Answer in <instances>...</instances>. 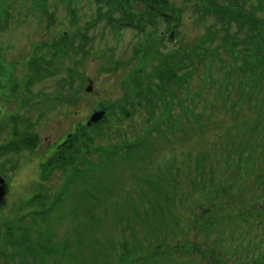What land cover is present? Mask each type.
I'll return each instance as SVG.
<instances>
[{
  "label": "rangeland",
  "instance_id": "374dc122",
  "mask_svg": "<svg viewBox=\"0 0 264 264\" xmlns=\"http://www.w3.org/2000/svg\"><path fill=\"white\" fill-rule=\"evenodd\" d=\"M245 1L246 6L251 9L260 2V0ZM170 3L181 13L179 26L169 25L164 19L159 18L156 20L157 26L146 24L144 32L139 33L132 28L119 31L111 26L107 27V19H99L97 15L100 9L103 13H108V7L100 8L95 0H46L48 14L53 15L57 21L54 25V34H58L60 38L59 34L62 32H70L79 38L74 42L72 55L61 67V63L57 64L56 60L51 59L47 50L42 51L44 56L39 53L37 57L42 58L39 61L41 73L46 68V63L52 60L57 66V74L54 73L47 78L41 76L38 79L33 77L34 68L30 65L32 60L27 59L38 51L39 46L52 40L48 30L49 20L39 11V0H6L10 9L0 10V50H2L0 66L5 69L0 78V171L10 186L6 203L0 211V234L3 237L8 234L7 228L12 226L9 224L11 221L16 222L13 227L22 231L20 234L15 232L14 236L18 240L10 241L7 246L10 257L5 256L8 259L13 258L14 264H29L31 261H35L36 264H217L211 257L210 260L178 255L174 245L187 246L193 242L202 246L203 250L209 247L215 251L218 264H264V219L256 225L255 220L251 218L253 214L249 213L254 210L264 213V196L258 188L256 170H250L246 174V167L243 166L246 164L245 161L255 156V151L243 145H235L227 139L222 142L219 138L220 142L214 143L215 131L211 130L212 125L206 129L208 134L196 135L204 132L196 129L193 119L190 127L176 128L170 121L152 122L151 125H146L145 119L148 115L131 107L129 109L136 114L131 118L120 116L122 110L120 104L129 94L125 82L133 78L132 74L141 67L137 55L139 49L154 40L160 45L161 52L168 54L180 45H190L194 41L205 39L210 33L208 27L215 23L214 18L206 22L201 15L195 14L194 3L189 0H170ZM5 10L6 13L2 14ZM259 16L264 17V12ZM74 17L78 20L76 24L72 23ZM113 18L119 19V14ZM171 29L177 30L179 34L177 35L176 32L178 37L174 36L173 40H170ZM229 30L230 34H234L236 29L230 27ZM225 37V35L220 36L219 43L223 42ZM36 66L38 67V62ZM64 69L68 72L65 75ZM156 71L155 63L150 62L142 81L143 89H151L159 85ZM9 75L13 76V79L8 80ZM11 81L18 90L14 89L21 94L20 101L6 105L12 100L8 99L10 94L8 86ZM179 81L176 86L178 89L187 88L197 94L201 103H205L197 85L194 88L190 87L191 78ZM87 89H90V93L86 92ZM72 90L78 93V99L75 102L74 99L72 100L77 106L76 110L67 107L68 105L59 107L55 101L62 98L67 103L69 98L67 94ZM151 98L156 101L155 94H152ZM130 103L136 106L138 102L130 101ZM103 107L117 111L113 117L101 121L98 128L94 127L83 134L84 140L80 145L86 144L88 147L90 166H84L82 162L78 163L77 169L81 171L83 177L77 180L79 183L77 187H84L86 179L91 178L92 172L91 169H87L88 167L100 162L106 163L113 151L118 152L122 147L126 150V147L132 146L137 140L143 141L144 146L147 143L152 144V148L143 150L148 164L135 166L134 158L128 155L126 166L121 168L123 176H116L118 167L115 168L116 171L100 173V184L121 182L119 195L110 199L105 191L95 189L90 191L88 198L86 190L74 188L75 192H69L66 197L65 213L63 215L55 213L56 218L61 217L63 220V224L55 226L58 228L55 232L53 225L48 226L43 223L38 227V232L30 231L35 226L30 215L35 213L34 207L29 213L22 212L18 207L27 205L26 200L33 198L36 193H39L38 198L44 204H47V199L53 200L57 196L62 198L70 183L66 168L55 171L56 175L49 182L43 180L40 166L45 163L44 159L48 160L51 157L47 154L48 150L57 145L64 136L72 132H83L79 130V126H84L95 112L103 111ZM172 110L171 120L177 119L176 114H183L180 106H173ZM13 114L17 118L15 127L10 119ZM153 114H157L158 119L159 110L156 109ZM225 121L218 122L220 128L223 124H231L230 120L225 119ZM261 126L264 129V123ZM236 128L239 129V126ZM15 130L20 137L14 132ZM25 133H29L33 139L40 140L37 150L28 152L20 147V141L23 140L21 135ZM12 136L14 141L6 144ZM153 141H157L155 147ZM13 142L19 145V148L13 145L18 151L3 153L4 148L11 146ZM175 144H178L175 147L179 149L170 151ZM240 146L243 149H240ZM161 149H164L163 152L160 151ZM65 153L78 156L76 148ZM45 155L47 157H44ZM88 156L81 159L86 160ZM149 159L152 161L150 162ZM131 162L135 166L134 171L129 169ZM172 162L175 167H181H179L180 174L176 175L183 185L194 187L196 191L194 198L201 200L200 197L204 195L209 204L218 205L213 213L208 212L203 215L206 216L205 218L212 215L209 219H212L213 227L204 228L200 232L201 235L192 228L196 215L191 210L184 211L185 207L181 204L172 205L170 202L171 205H166L162 203V198L158 197L163 193H157L153 180L169 175L158 173L165 171ZM198 165H201L203 177H199L196 172ZM242 166V171L239 173ZM189 167L192 170H189ZM145 181L150 182L151 185L146 184ZM202 183H208L213 192H201ZM256 187L258 189L255 190L257 193L254 199L250 198L253 194L251 191ZM224 189L225 193H221ZM231 192L234 199H228ZM173 194H180L182 199H186L192 191L176 189V192H166V195L173 196ZM215 196L219 197L218 202H215ZM153 202L156 205L154 207L156 212L153 211ZM212 206L213 204L202 205L203 208L196 210L195 204L192 210L198 215L199 212L204 213L207 207ZM96 207L98 211L95 210ZM92 209L96 212L94 215ZM76 215L81 216V221L76 222ZM179 224L183 230H178ZM40 228L47 233V237L44 236L42 241L39 240L42 232ZM52 234L55 236L54 240ZM76 237L82 242L80 245L75 244ZM94 238L99 244H93L96 243L93 242ZM163 239H167V247L161 246ZM2 241L0 239V243ZM66 243L69 249L64 250ZM37 244H40V250L34 252ZM154 244L156 247L152 248ZM23 246L26 247L24 252L21 249ZM5 248V246L0 247V253ZM59 251L60 254H64L65 259H60L59 254L54 255ZM152 251L157 255L155 258L152 256ZM0 264H3L1 260Z\"/></svg>",
  "mask_w": 264,
  "mask_h": 264
},
{
  "label": "trees",
  "instance_id": "16d2710c",
  "mask_svg": "<svg viewBox=\"0 0 264 264\" xmlns=\"http://www.w3.org/2000/svg\"><path fill=\"white\" fill-rule=\"evenodd\" d=\"M96 3L101 7H108V13H103L102 9L99 11V15L97 17H106L108 15V25L122 30L119 22L129 21V22H137L139 25H145L146 22L156 23V20L159 18L167 20L170 22L177 12V8L175 5H171L170 0H95ZM194 3V12L195 14L205 15L206 17H212L215 19V23L212 24L208 30L209 35L205 36V39H200L195 45L191 47L187 45H180L177 49L169 52L168 54H164L161 52V47L155 41H149L146 46L142 49H139L140 54L138 55V60L141 64L142 73L135 75L134 78L127 79L125 82V86L129 90V95L132 101H136L137 97H139L138 103L135 106V110H143L148 114V121L152 119H157V114H153V112L158 109L159 114L161 116H167L170 122L174 123V126L184 127L185 125H191V119H193V125L199 126V122L201 114L197 112L198 105L195 104L194 98L195 96L188 95L187 92H180L176 86L180 82L179 80L197 76L200 72L204 75L207 71H209L210 77L213 80V76L210 73L214 71V69L220 64L223 70H225L223 76V90H227L224 92V98L220 101H217L218 98H212L209 100L211 103L215 105L214 111L220 110V107L217 106L220 103L222 104V109L227 110L228 102L230 98H237L236 102H233L231 109H241V105L243 103H247L250 105L254 111L264 112V98L263 100H259V92H255L259 87H261L262 82L264 81V17H259V13L264 11V0H261L258 6L253 7L252 9H247L246 4H241L240 0H189ZM236 2V3H235ZM239 2V3H238ZM39 11L43 16L48 17L49 25L52 23H56L54 17H49L48 11L45 9V4H42L39 0ZM119 14V19H114L113 17ZM203 19L205 17H202ZM75 24L74 22H72ZM222 25V28L219 27ZM237 27V31L234 34H230V27ZM224 27V29H223ZM223 29V32L220 31ZM118 31V32H119ZM225 35V39L223 42H219L220 36ZM60 38L54 39L51 45L47 46V53L50 54L51 59L57 61V64H64L65 60L68 59L72 54L71 51L75 48L74 42L79 38L76 35L70 34V32L61 33ZM57 37V36H56ZM80 50V49H78ZM83 50V49H81ZM46 57V56H45ZM45 57H43L45 59ZM40 59L37 55L32 57L33 69V77L36 79L44 76L45 78L53 76V74H57V66L52 61L49 60V63H46V68L43 69L40 67ZM209 61H211L209 63ZM36 62H38V67L36 66ZM150 62H154L156 66V72L159 80V85H155L151 89H143L142 81L144 80L145 73L147 72V67ZM148 63V64H145ZM187 64H189V75L187 73H183ZM34 65V66H33ZM155 69V68H154ZM4 67L0 66V78L4 73ZM220 69H217V72ZM73 71V70H72ZM71 71V72H72ZM68 73L64 69V75ZM137 73V72H136ZM249 74V75H248ZM236 76H241V79H246L248 77L249 81L252 82V86H257L256 89H252V86L249 91L246 90V86L241 84L237 85L234 81ZM32 77V78H33ZM31 78V79H32ZM8 80L13 79V76H8ZM204 77L201 78L203 81ZM149 80V79H145ZM12 82V81H11ZM15 82V81H13ZM10 86V85H9ZM216 88V84L210 87L211 89ZM231 88V91L230 89ZM186 89V88H184ZM183 89V90H184ZM135 91H140V93H135ZM17 92V90H15ZM14 93V92H13ZM226 93V94H225ZM77 91L72 90L68 92V102L65 103L62 98H58L55 102L58 103V106L68 105L67 107L74 108L76 110L77 106L73 104L77 98ZM155 94L156 101L151 98V95ZM21 95V94H20ZM19 95V97H20ZM72 95V96H70ZM251 95V98H250ZM223 97V96H222ZM8 98H12V96L8 95ZM74 99V102L72 100ZM209 99V98H207ZM254 99V101H253ZM256 105H255V103ZM184 104L187 105V108H184ZM120 107L125 111L124 104ZM75 106V107H74ZM173 106H180L183 110L191 109L193 112L187 114L183 112V114H176L177 119L171 120V114L168 110H172ZM120 108V109H121ZM162 110V111H161ZM123 115V114H122ZM159 115V116H160ZM210 125V124H209ZM16 126V123L13 125ZM246 129L247 127H242ZM16 134L17 130L14 131ZM257 132H253L250 130L246 135H244L243 139H240V143L243 146H246L247 149H252L253 144H261L262 139H257L254 135ZM23 140L20 141L21 146L23 148L33 149L38 145V139H33L29 133H25L21 135ZM84 136L82 134H78L74 137L72 142V148L77 149V159L81 161L83 151L87 148L85 145H80V143L84 140ZM18 137L19 134H18ZM236 144V143H235ZM13 145L19 148V145L13 142ZM11 147H13L11 145ZM240 148V147H239ZM264 149V146H263ZM8 151L12 152V148ZM141 149L136 148L134 152H132V157L136 164L140 166H146L148 164L147 159L141 153ZM6 154H8L6 152ZM73 154L68 156H61V158L53 163V161L49 162V164L44 167V174L48 176L49 174H55V171H60L63 168L68 167V162ZM144 157V158H143ZM132 158V159H133ZM125 155L119 153H112L108 158V161L100 162L99 164L91 167V172L93 173V179L86 182L84 187H77L79 190H86V196L90 198V191L98 189L99 191L103 190L106 194H108L109 198L119 195L120 192V184L121 182H112L100 184V173L102 172H110L116 171V176H123L121 173L126 166ZM147 162V163H146ZM85 162H83L84 164ZM196 166L197 172H199L198 176L203 177L201 175V165ZM114 167V168H113ZM175 167L172 163L168 165L167 169L159 174H169L167 176L159 177L158 180H153L154 186L157 185L162 191H165L168 186H166L163 181L165 178H169L171 182L177 185L178 188L182 187L183 182L178 179L177 173L180 174L181 167ZM120 169V170H119ZM134 171L135 166L129 168ZM72 172L77 173V175H81V171L78 170L75 166L70 169ZM189 170H192L189 167ZM55 172V173H54ZM133 173V172H132ZM102 176V175H101ZM103 179L107 177H101ZM146 184L151 185L150 182L145 181ZM101 185V186H100ZM174 187V185L172 184ZM201 190L213 192V190L206 183L201 184ZM216 197L215 200H217ZM39 203L42 206H46V203H42L40 200ZM98 211V208H95ZM154 212H156L154 210ZM196 218L192 222V228L194 229H203L205 225H210L212 222L202 223L204 220L203 216H195ZM80 218L78 221H81ZM201 246L190 244L189 249H185L186 254H196L202 255L205 259L213 258L215 263H219V260L214 255V251L212 249H206L205 251L200 250ZM7 248L3 249L2 253H0V260L5 261V264H8L9 260H6L7 256ZM6 255V256H5ZM13 260V259H11ZM211 260V259H210Z\"/></svg>",
  "mask_w": 264,
  "mask_h": 264
},
{
  "label": "water",
  "instance_id": "95a60500",
  "mask_svg": "<svg viewBox=\"0 0 264 264\" xmlns=\"http://www.w3.org/2000/svg\"><path fill=\"white\" fill-rule=\"evenodd\" d=\"M102 116H103L102 113L97 114L92 118V121H97V120L101 119ZM6 193H7V185H6L5 181L0 178V208L4 204V198L6 196Z\"/></svg>",
  "mask_w": 264,
  "mask_h": 264
},
{
  "label": "bare ground",
  "instance_id": "6f19581e",
  "mask_svg": "<svg viewBox=\"0 0 264 264\" xmlns=\"http://www.w3.org/2000/svg\"><path fill=\"white\" fill-rule=\"evenodd\" d=\"M257 179L260 181V188H264V174H258ZM153 208L156 206L155 203H152Z\"/></svg>",
  "mask_w": 264,
  "mask_h": 264
}]
</instances>
